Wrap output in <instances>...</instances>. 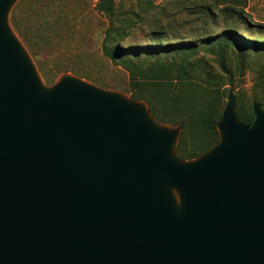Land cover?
Listing matches in <instances>:
<instances>
[{
  "label": "water",
  "instance_id": "obj_1",
  "mask_svg": "<svg viewBox=\"0 0 264 264\" xmlns=\"http://www.w3.org/2000/svg\"><path fill=\"white\" fill-rule=\"evenodd\" d=\"M16 1L0 0V264H264L260 105L248 126L229 91L217 146L182 161L143 102L45 87L6 29Z\"/></svg>",
  "mask_w": 264,
  "mask_h": 264
},
{
  "label": "trees",
  "instance_id": "obj_2",
  "mask_svg": "<svg viewBox=\"0 0 264 264\" xmlns=\"http://www.w3.org/2000/svg\"><path fill=\"white\" fill-rule=\"evenodd\" d=\"M117 1L123 0H97L94 5L95 12L104 15L108 22L101 41L102 55L123 69L128 77L127 90L112 91L143 102L158 124L180 129L175 147L178 159L192 161L217 146V124L226 104L228 86L237 87L236 79L248 70L250 55L256 57L251 101L258 103L264 112V40L243 38L234 28H224L216 34L199 30L193 38H178L168 34L169 29H175V25L169 23L152 30L147 44L124 45L136 25L156 6L152 0H135L140 10L123 13L120 17L116 11ZM224 9L217 12L213 4L201 0L186 8V14L190 22L198 21L203 26L216 21L218 13ZM11 10L9 22L13 31L34 60L38 72L50 82L46 86H53L57 81L51 79L69 72L58 67L49 76L43 71L36 49L19 28ZM207 55L213 58L209 60ZM71 74L100 88L94 85L97 82L91 83L90 78ZM235 98L238 120L251 126L255 118L252 106L245 103L242 90Z\"/></svg>",
  "mask_w": 264,
  "mask_h": 264
},
{
  "label": "rangeland",
  "instance_id": "obj_3",
  "mask_svg": "<svg viewBox=\"0 0 264 264\" xmlns=\"http://www.w3.org/2000/svg\"><path fill=\"white\" fill-rule=\"evenodd\" d=\"M200 1L152 0L156 7L136 25L124 45L147 44L152 30L163 28L169 23H173L175 29H169L168 34L178 38H193L200 31L216 34L224 28H234L243 38L264 40V0H202L213 4L217 12L220 8H225L218 13L216 21H209L203 26L198 21L190 22L186 14V8ZM96 2L97 0H17L11 11L15 14L19 28L36 49L43 71L49 76L58 67L69 72L58 79L54 77L52 82L71 78L72 72L90 78L91 83L97 82L94 85L109 91L127 90L128 77L125 71L102 55L101 41L108 22L104 15L95 12ZM226 9L228 10L225 11ZM139 10V4L135 0L117 1L116 11L120 17L123 13H136ZM241 11L243 13L239 15ZM9 15L10 12L8 22ZM12 31L13 29L10 33L14 32ZM207 58L210 60L213 56L207 55ZM32 61L35 65L33 59ZM255 62L256 57L250 55L248 70L236 79L237 87L228 86L227 89V94L231 91L235 97L242 90L248 106L253 104L251 87ZM38 75L45 87L50 84L40 72Z\"/></svg>",
  "mask_w": 264,
  "mask_h": 264
},
{
  "label": "bare ground",
  "instance_id": "obj_4",
  "mask_svg": "<svg viewBox=\"0 0 264 264\" xmlns=\"http://www.w3.org/2000/svg\"><path fill=\"white\" fill-rule=\"evenodd\" d=\"M7 23H8V22H7V20H6V25H5V26H6L7 31L9 32L10 36L12 37V39H13V40L16 42V44L19 46V48H20V50L23 52V54L27 57V54H26L25 50L23 49V47L20 45L19 41L14 37L13 33H10L11 30L9 29ZM9 30H10V31H9ZM28 60H29V59H28ZM29 62H30V64H31V66H32V68H33L35 74H36V78H37V80H38V83L41 84V83H40V80H39V77L37 76V73H36V71H35V68H34L32 62H31L30 60H29ZM42 88H43L45 91H48V89H45L43 86H42ZM120 98H121V100H122L123 102L130 103V100H129L127 97L121 95ZM139 106L142 108V110H143V114H144L145 118H146L149 122H151V123L153 124V126H154L156 129H161L160 126L156 125V124L152 121L151 116H150V114H149L148 111H147V108H146L144 105H139ZM170 195H171L172 199L174 200V206H175V209H176L178 212H180V211H181V208H182V205H181V199H180V196H179L178 192L176 193V195H177V196L179 197V199H180V206H179V207L177 206V203H176V200H175V198H174V194H173L172 190H171V192H170Z\"/></svg>",
  "mask_w": 264,
  "mask_h": 264
},
{
  "label": "clouds",
  "instance_id": "obj_5",
  "mask_svg": "<svg viewBox=\"0 0 264 264\" xmlns=\"http://www.w3.org/2000/svg\"><path fill=\"white\" fill-rule=\"evenodd\" d=\"M172 192H173V194H174V198H175V200H176L177 206L179 207V206H180V199H179V197L176 195V193H177V189L173 188V189H172Z\"/></svg>",
  "mask_w": 264,
  "mask_h": 264
}]
</instances>
